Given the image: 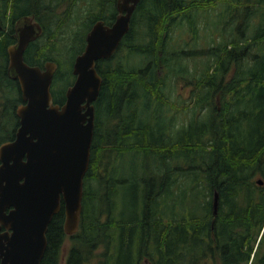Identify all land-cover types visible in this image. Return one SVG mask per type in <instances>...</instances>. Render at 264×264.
Here are the masks:
<instances>
[{"label": "trees", "instance_id": "obj_1", "mask_svg": "<svg viewBox=\"0 0 264 264\" xmlns=\"http://www.w3.org/2000/svg\"><path fill=\"white\" fill-rule=\"evenodd\" d=\"M214 2L223 9L214 14L218 20L213 25L208 22L205 49H180L186 42L172 49V24L184 20L185 31L196 35V10L207 11ZM192 53L206 58L197 71H189L181 62ZM131 55L140 58L137 66L129 64ZM26 61L41 65L36 59ZM158 66L164 75L157 74ZM95 69L102 79L93 102L98 135L90 143L79 225L63 264H90L96 245L110 247V232L116 226L114 183H123L112 179L110 168L116 169L126 153L138 155L141 167L158 166L154 179H146V171L140 178V216L118 223V230H128L129 241L139 230L138 257L147 256L150 264H264V0H140L115 53L96 61ZM164 70L169 78L180 76L193 87L190 104L183 105L191 115L179 128H174L171 118L163 124L154 116L152 130L137 108L147 110L157 103L170 113ZM71 77V62L68 73L57 63L52 92L55 81L64 83ZM70 80L61 88L55 86V101L63 98ZM13 96H7L9 107L13 99H20L16 91ZM5 112L11 118L0 122V143L11 137L14 127L13 113ZM253 177L260 178L262 185ZM173 187L191 197L184 214L175 212ZM213 191L218 195L215 215ZM163 197L166 205L159 207ZM101 215L106 216L102 222ZM62 217L61 207L48 224L39 264H58L65 235L56 225Z\"/></svg>", "mask_w": 264, "mask_h": 264}, {"label": "water", "instance_id": "obj_2", "mask_svg": "<svg viewBox=\"0 0 264 264\" xmlns=\"http://www.w3.org/2000/svg\"><path fill=\"white\" fill-rule=\"evenodd\" d=\"M138 1L117 0L118 13L111 25L96 21L88 30L84 47L71 64L74 79L65 89L61 106L51 103L49 92L55 63L48 61L40 68L22 60V51L38 33V25L25 20L16 43L8 48V75L16 79L25 104L15 111L14 139L0 144V264H39L47 226L61 207L63 233L76 232L82 179L89 164L93 102L102 83L95 61L109 58L116 49ZM255 183L261 180L256 178ZM217 201L213 191L212 215Z\"/></svg>", "mask_w": 264, "mask_h": 264}, {"label": "rangeland", "instance_id": "obj_3", "mask_svg": "<svg viewBox=\"0 0 264 264\" xmlns=\"http://www.w3.org/2000/svg\"><path fill=\"white\" fill-rule=\"evenodd\" d=\"M148 5H150V2L146 4V7ZM221 5H222L221 3L216 2L207 11H203L200 8L196 10L197 19H198L197 22L198 29L196 35L194 32L190 33L189 31L187 32L185 31L186 26L184 20H182V22L180 23L172 24L173 26L171 27V32L169 36L171 41L170 44L172 43L171 48L179 49L180 48L179 46H182V43L186 42L185 44H183V47H181L180 49H184V50L189 49L191 50V52H194L195 50L198 49L204 50L209 43V36H208L209 33L207 26L208 22L209 23L211 22V25H213L214 23L212 21L218 20V17L214 16V14L217 13L218 10H220V8L222 7ZM222 9L223 7L221 8V11ZM219 15H221V13ZM175 17H177V15ZM90 18H92L91 15H89L87 19H84V16H82L79 19L77 23V27L74 29V34L77 38H81L83 36L84 30L89 26ZM219 18L221 19L220 16ZM177 42L179 45H176ZM59 46L61 47V45ZM80 46L81 45L77 42V44L73 46L72 50L69 51L68 55H70V57L67 56L65 60L61 58L60 60L58 59V63L61 64V68L65 72L68 73V65L70 62H72L71 57L74 54V52H76L79 49ZM185 46L186 49L184 48ZM64 49H67V47H65ZM191 55L192 56L190 58L189 57H187V59L183 58L181 62L187 66L189 71H197L203 64H205L206 58L200 55H196L194 53H192ZM136 56L137 55L130 56V59L128 61L129 64H132L134 66L138 65V60L140 58ZM145 61L146 60L144 59V62ZM156 72L157 74L160 75L163 74V71L160 68V66L157 67ZM164 73L167 76V79H165L166 86H164V91H166V93L169 95L168 99H169L170 113H167L165 108L160 109L159 107H157L158 106L157 103H153L152 104L153 107L147 110L145 108H140V107L137 108V113L142 112V115L144 116L143 119L148 120V123L152 130L154 128V123L156 122L153 120L154 116H159V122L163 124H168L171 118L173 121L172 124L174 125V128H179L181 125L187 124L191 115V111L189 109H185L183 105L185 103L190 104L191 101L188 102V100L189 99L191 100L193 87L191 86L190 83L187 82L185 83L183 79H180V76L178 77L173 75V77L169 78L168 72L164 70ZM69 80L70 79L67 78L66 81H64V83L62 82V79L60 80V82L57 80L55 81V86L57 88H61ZM55 86L54 88L57 89ZM12 97L16 98L13 96V94ZM109 125H111V122H109ZM110 153L112 154V151H110ZM140 161L141 158L138 155L134 154L133 156H130L128 153H126L125 155L120 156L119 164L118 167H116V169L113 166L110 168L111 171L110 176L112 177L113 180L116 181L123 180V183H114L117 187L118 193L112 199L115 206V211L113 210V218L116 223V226H114V228L111 229L110 232L113 241L110 247H108L107 249H105L103 245H99V244L96 245L92 252L90 264H139L143 261L149 262L147 256L138 257L136 234H138L139 230L135 231L133 233L134 235L132 234L130 241H129V234L127 229L124 230L123 228L122 229L123 232L121 231V229L118 230V223L122 221H127L132 217H139L141 214L140 198L142 195L141 188H143V185L140 182V178L143 176V172L146 171L148 173L145 174V176L147 177L146 179L149 180H152L154 179V176H157V173H155L154 170H156L158 166H152V163L150 161L152 167L151 166L146 167L144 165L143 167H141L139 165ZM254 178L255 177H253L252 179L254 180ZM184 183L185 185H187L188 180L184 181ZM182 185L183 183L181 184V186ZM149 187L151 188L153 187V185L151 184ZM172 191H173L172 200L175 204V212L178 211L184 214L186 208H188L192 203L190 195L186 193V195L183 196L182 194L176 192L175 187L172 188ZM163 200L164 197L159 201V207H164L166 205V201L163 202ZM172 206L174 207V205ZM121 211H123L122 213L123 215L119 216L118 213ZM105 218H106L105 215H101L100 221L101 222L104 221ZM121 235L123 236V238L121 237ZM73 243L74 240L69 239L67 238V236H65L62 243L63 251L59 253L58 264H63L68 248L71 247ZM150 243L151 242H149L147 246L149 249L152 250V244L151 246H149ZM144 251L145 249H143L141 253L142 252L144 253Z\"/></svg>", "mask_w": 264, "mask_h": 264}, {"label": "flooded vegetation", "instance_id": "obj_4", "mask_svg": "<svg viewBox=\"0 0 264 264\" xmlns=\"http://www.w3.org/2000/svg\"><path fill=\"white\" fill-rule=\"evenodd\" d=\"M116 1L117 0H0V42L3 44L0 45L2 46L0 49V65L4 67V72H0V122H5L7 120L10 121L11 117L7 116V113L5 112L7 109H9L15 117V120L13 121L14 127L12 129L11 137L8 140H4L3 142H10L14 139L15 132L18 127V118L15 111L19 105L25 104V102L20 97V91L16 79L10 78L7 71L8 48L16 43L18 37L17 32L24 27L23 23H25V20L29 19L30 23H36L38 25V33L32 40H29L24 47L22 51L23 62L27 64V59H36L41 64L38 67L43 68L44 63L50 61L55 63L57 68L58 59L60 60L61 58L65 60L67 56L70 57V55H68L69 51H71L73 46H75V44L78 42L81 46L72 55L71 60L73 62L75 56H77L84 47L86 33L96 21H101L107 26L111 25L118 13L116 9ZM139 2L140 0L135 5L134 9ZM123 12L124 11L121 13ZM89 15L92 17L89 26L84 30L83 36L81 38H77L74 34V29L77 27L79 19L82 16H84V19H87ZM123 36L119 40L118 46L121 43ZM59 45H61V47ZM65 47H67V49H64ZM116 49L110 55L111 57L115 53ZM104 59L107 58H99L96 61ZM3 74L5 76H3ZM2 77L3 79H1ZM73 79L74 77L72 75L69 84L65 86L62 92L63 98H59L56 101L53 99V94H55L56 89L53 87L52 92V83H50L49 92L52 98L51 103L53 105H62L64 102L65 89L72 83ZM15 91L18 93L20 99L18 102L13 99L12 104L9 107L7 104V96L11 95V93L13 94ZM96 111L97 109L93 104V128L91 142L95 139L94 135L96 134ZM123 111H125L123 116L126 119V107H123ZM96 135H98V133ZM25 159V155H22L21 160L25 161ZM256 178L258 177H255L254 181ZM260 185H262V181L261 184H258V186ZM62 223L63 217L61 224L59 226L56 225V228L63 232ZM1 230H3V228L0 229V231ZM72 235L65 236L70 239ZM61 251H63L62 244L60 252Z\"/></svg>", "mask_w": 264, "mask_h": 264}]
</instances>
